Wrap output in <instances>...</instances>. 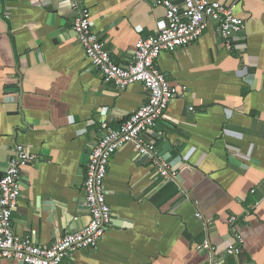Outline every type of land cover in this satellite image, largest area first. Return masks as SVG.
Listing matches in <instances>:
<instances>
[{
    "label": "crops",
    "instance_id": "obj_1",
    "mask_svg": "<svg viewBox=\"0 0 264 264\" xmlns=\"http://www.w3.org/2000/svg\"><path fill=\"white\" fill-rule=\"evenodd\" d=\"M162 1L81 6L127 66L137 40L165 25ZM207 1L235 5L244 28L226 50L207 20L190 45L155 61L170 86L186 88L146 135L176 179L161 182L148 159L123 146L103 181L113 224L96 249L61 264H264V0ZM75 14L69 0H0V179L15 145L36 156L21 169L11 220L16 235L41 246L87 226L82 184L101 122L117 128L147 100L139 83L118 90L103 81L72 28ZM233 232L242 239L237 257L227 253Z\"/></svg>",
    "mask_w": 264,
    "mask_h": 264
},
{
    "label": "built area",
    "instance_id": "obj_2",
    "mask_svg": "<svg viewBox=\"0 0 264 264\" xmlns=\"http://www.w3.org/2000/svg\"><path fill=\"white\" fill-rule=\"evenodd\" d=\"M76 12L72 28L85 56L98 70L105 83L122 90L139 83L147 92L146 102L117 128L103 120L100 138L91 146L89 162L84 173L82 188L83 206L90 221L82 230L66 233L49 246H41L30 235L18 236L12 225V214L19 203L21 169L36 156L23 146L15 145L8 159L5 173L0 179V261L13 260L23 264H61L78 250H94L112 224V213L106 202L103 181L109 161L114 153L127 144L151 163L154 176L161 182L174 181L176 170L160 156L154 142L146 135L159 120L175 97H184L186 88L172 87L157 69L155 61L161 52H172L195 41L206 27V21L215 24V32L226 50L244 28V21L234 14L235 5H224L207 0H182L181 5L163 0L165 25L154 37L140 38L134 45L127 66L118 65L103 42L93 31L89 10L81 0H69ZM190 111L193 108H189ZM199 217V216H197ZM235 217L230 219L232 224ZM234 245L227 250L237 257L242 239L232 233ZM204 250H210L205 243Z\"/></svg>",
    "mask_w": 264,
    "mask_h": 264
},
{
    "label": "water",
    "instance_id": "obj_3",
    "mask_svg": "<svg viewBox=\"0 0 264 264\" xmlns=\"http://www.w3.org/2000/svg\"><path fill=\"white\" fill-rule=\"evenodd\" d=\"M167 147H169V145H165L164 147H163V152H162V155H165V148H167ZM176 153L177 152H170V154H169V156H164V157H167L166 159H174V157L176 156ZM50 206H52L51 204H49ZM52 207H54V206H52ZM112 224H113V222H112ZM19 264H23V263H19Z\"/></svg>",
    "mask_w": 264,
    "mask_h": 264
}]
</instances>
